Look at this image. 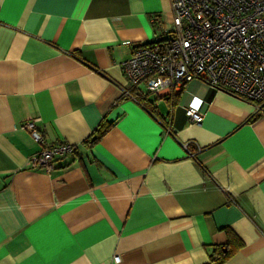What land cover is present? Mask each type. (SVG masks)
<instances>
[{"label": "crops", "instance_id": "crops-1", "mask_svg": "<svg viewBox=\"0 0 264 264\" xmlns=\"http://www.w3.org/2000/svg\"><path fill=\"white\" fill-rule=\"evenodd\" d=\"M170 20V0H0V264H264V108L198 80L138 95L122 70ZM31 119L77 146L50 172Z\"/></svg>", "mask_w": 264, "mask_h": 264}, {"label": "built area", "instance_id": "built-area-1", "mask_svg": "<svg viewBox=\"0 0 264 264\" xmlns=\"http://www.w3.org/2000/svg\"><path fill=\"white\" fill-rule=\"evenodd\" d=\"M170 7L171 20L164 31L136 46L121 64L136 94L176 93L189 81L198 80L253 100L261 109L264 0H170ZM186 114L192 123L203 119L194 104L186 106ZM23 127L41 144L28 159L30 167L50 172L57 168L58 156L76 152L75 144L46 141L35 119ZM119 260L117 254L112 258L113 262Z\"/></svg>", "mask_w": 264, "mask_h": 264}, {"label": "trees", "instance_id": "trees-1", "mask_svg": "<svg viewBox=\"0 0 264 264\" xmlns=\"http://www.w3.org/2000/svg\"><path fill=\"white\" fill-rule=\"evenodd\" d=\"M133 91L135 92V90H132V92ZM253 102L257 104L255 101ZM261 108L262 109L264 108V104L261 105ZM253 118L254 117H251V119ZM109 125L110 124L106 123L104 120H101L94 128V131L96 132V136L94 140H97L98 138H100L104 134V132L108 129ZM241 245H242V242L239 240V238L233 232H229L228 244H227L228 248H226V250L224 251L223 250L224 247L223 248L214 247V249L212 250V254H211L212 261H215L214 263H216L226 258V256H228L230 253L238 249Z\"/></svg>", "mask_w": 264, "mask_h": 264}]
</instances>
